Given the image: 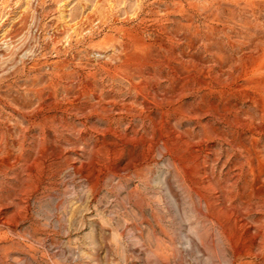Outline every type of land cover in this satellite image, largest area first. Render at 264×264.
<instances>
[{"label": "rangeland", "instance_id": "1", "mask_svg": "<svg viewBox=\"0 0 264 264\" xmlns=\"http://www.w3.org/2000/svg\"><path fill=\"white\" fill-rule=\"evenodd\" d=\"M0 264H264V0H0Z\"/></svg>", "mask_w": 264, "mask_h": 264}]
</instances>
